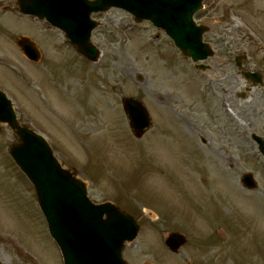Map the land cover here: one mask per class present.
<instances>
[{"label":"rangeland","instance_id":"obj_1","mask_svg":"<svg viewBox=\"0 0 264 264\" xmlns=\"http://www.w3.org/2000/svg\"><path fill=\"white\" fill-rule=\"evenodd\" d=\"M11 1L0 0V87L19 121L44 134L59 161L87 182L93 201L113 202L137 220L140 231L124 248L125 260L264 264V157L251 136L264 137L261 86L248 83L246 92L238 91L234 65L195 70L164 32L118 9L99 15L93 42L103 55L92 63L58 30L17 14ZM237 1L247 32L261 37V11L251 8L261 0ZM217 15H224L221 7ZM234 26L215 29L232 57L246 45ZM20 36L37 42L39 63L22 55ZM249 48L246 66L254 69L264 58L255 45ZM124 96L143 102L152 117L153 128L141 139L129 127ZM14 143L4 126L0 264H63L34 188L9 155ZM246 172L258 189L242 186ZM171 232L188 237L179 254L164 244Z\"/></svg>","mask_w":264,"mask_h":264},{"label":"water","instance_id":"obj_2","mask_svg":"<svg viewBox=\"0 0 264 264\" xmlns=\"http://www.w3.org/2000/svg\"><path fill=\"white\" fill-rule=\"evenodd\" d=\"M18 4L21 14L46 19L92 61L98 59L99 50L91 42L96 24L90 17L94 12L111 7L129 11L136 22L151 20L195 62L211 54L209 46L202 42L204 31L193 24V15L199 6L185 5L182 0H18ZM18 44L30 59L38 60L39 52L32 42L21 38ZM123 105L133 133L141 138L151 127L147 109L129 97L123 99ZM1 123L9 124L19 139V143L10 148V155L34 185L38 205L60 248L64 264H127L123 248L125 243L135 240L139 231L134 218L112 203H93L87 196L86 185L76 173L62 167L41 136L18 123L10 101L0 91ZM254 139L264 154L263 139L257 136ZM244 183L250 189L256 188L250 175L245 176ZM165 243L172 251L179 252L186 238L172 233Z\"/></svg>","mask_w":264,"mask_h":264},{"label":"flooded vegetation","instance_id":"obj_3","mask_svg":"<svg viewBox=\"0 0 264 264\" xmlns=\"http://www.w3.org/2000/svg\"><path fill=\"white\" fill-rule=\"evenodd\" d=\"M205 3V11H202V13L199 15L201 18V21H205L204 24L213 25L208 33L205 35V41L209 42L215 49L216 54L213 58L210 60L213 64L209 65L210 70L212 68H227L229 65L232 64V56L231 51L228 50V46L222 42L223 38L221 37V32H216L215 29L219 23L226 22L227 16L217 15L218 9L222 6H219V3L216 0H204ZM238 4L237 0L234 2H229L230 6H236ZM237 11L239 12L238 6L236 7ZM255 12L254 14H258L261 11V41H264L263 39V30H264V0H261V7L258 6H252L251 7ZM236 10V9H235ZM240 17L244 19V16L239 13ZM215 18L214 21H211ZM218 18H221L219 21H217ZM225 20V21H224ZM246 39H243L244 42Z\"/></svg>","mask_w":264,"mask_h":264},{"label":"bare ground","instance_id":"obj_4","mask_svg":"<svg viewBox=\"0 0 264 264\" xmlns=\"http://www.w3.org/2000/svg\"><path fill=\"white\" fill-rule=\"evenodd\" d=\"M247 79L243 74L240 73L239 79H238V84H239V89L238 91L244 92L247 89ZM253 92V90H251Z\"/></svg>","mask_w":264,"mask_h":264}]
</instances>
